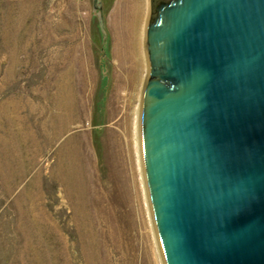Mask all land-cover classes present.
<instances>
[{"label": "rangeland", "instance_id": "1", "mask_svg": "<svg viewBox=\"0 0 264 264\" xmlns=\"http://www.w3.org/2000/svg\"><path fill=\"white\" fill-rule=\"evenodd\" d=\"M102 4L107 36L93 0H0V264L165 262L134 113L149 0Z\"/></svg>", "mask_w": 264, "mask_h": 264}, {"label": "water", "instance_id": "2", "mask_svg": "<svg viewBox=\"0 0 264 264\" xmlns=\"http://www.w3.org/2000/svg\"><path fill=\"white\" fill-rule=\"evenodd\" d=\"M145 43L141 144L165 264H264V0H149Z\"/></svg>", "mask_w": 264, "mask_h": 264}, {"label": "bare ground", "instance_id": "3", "mask_svg": "<svg viewBox=\"0 0 264 264\" xmlns=\"http://www.w3.org/2000/svg\"><path fill=\"white\" fill-rule=\"evenodd\" d=\"M144 29L143 28H139L138 31H137V39H136V53H140V50L142 51L143 53V46H144ZM129 40V39H128ZM132 43L129 41V44H128V50L131 51V45ZM142 65V64H141ZM141 95H140V99H141ZM141 112H142V102L136 107V109L134 110V113L136 115L135 117V124H136V132H137V144H138V150L140 151L141 150V136H140V132H141ZM141 153V151H140ZM142 160V159H141ZM143 165V163H142ZM141 165V166H142ZM145 178V177H144ZM146 185V184H145ZM146 187V186H145ZM150 198H148L149 200ZM152 217V216H151ZM153 220V219H152ZM155 224V223H154ZM156 226V225H155ZM156 233V232H155ZM158 234V233H157ZM159 243V242H158ZM161 248V247H160ZM161 252V251H160ZM163 259V258H162ZM165 264V262H164Z\"/></svg>", "mask_w": 264, "mask_h": 264}]
</instances>
